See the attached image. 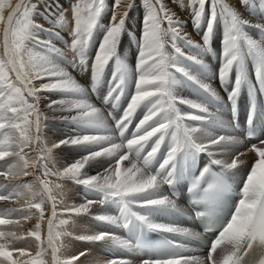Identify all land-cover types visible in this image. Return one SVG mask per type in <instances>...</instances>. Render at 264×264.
Masks as SVG:
<instances>
[{
  "label": "snow or ice",
  "instance_id": "6c2138e0",
  "mask_svg": "<svg viewBox=\"0 0 264 264\" xmlns=\"http://www.w3.org/2000/svg\"><path fill=\"white\" fill-rule=\"evenodd\" d=\"M137 6L0 0V264H264V0H141L130 66ZM64 149L76 155L61 165ZM201 231L204 255L186 243ZM73 240L115 255H65Z\"/></svg>",
  "mask_w": 264,
  "mask_h": 264
},
{
  "label": "bare ground",
  "instance_id": "6f19581e",
  "mask_svg": "<svg viewBox=\"0 0 264 264\" xmlns=\"http://www.w3.org/2000/svg\"><path fill=\"white\" fill-rule=\"evenodd\" d=\"M138 3V6L132 10V12L130 13V16L126 22V26H127V29H128V32L127 34L123 37V43H122V47H121V51L123 53V56L124 58L129 62L130 66L134 65V62L136 60V56H137V38L140 36V33H141V29H142V18H143V9L142 7L140 6V3L139 1H137ZM174 6V5H173ZM182 17L184 19H187V15L184 14V13H181ZM105 23L107 22V19H105L104 21ZM189 31H193V29L189 26ZM222 34V29H219L217 31V34H216V37L214 38V52H215V55H212L210 54L209 56L205 57V60H206V63H208L209 65V69H210V72L212 73H215L216 70H217V66L219 64V59H218V52L220 51V36ZM255 38L257 39H261L262 37H260L258 34H255ZM97 40L100 39L99 35L96 37ZM196 39H199V37L197 36ZM218 42V43H217ZM217 43V44H216ZM213 83V86L216 87L217 86V81L215 79H213L212 81ZM190 92V90H185L184 94L185 95H188ZM139 115V113H138ZM229 115V114H228ZM244 116H245V106L242 104L241 105V109H240V114H239V119H240V123L243 124L244 122ZM227 119V118H226ZM135 123V120L134 122ZM237 131V130H236ZM244 131V129H243ZM61 133V130L58 129L57 133L60 137V133ZM239 132V131H238ZM57 133H51L49 132L48 134V139L49 141L51 140H55V135ZM59 152V161H60V164H64V163H70L69 161V157L66 158L65 156H63V154L60 152V150H57ZM74 158V157H73ZM248 159V164H246L241 172V175L236 177L233 184L234 186L239 190V188L241 187V180L243 179V175L245 172H247L248 170V165L251 164L252 160L250 157L247 158ZM27 179L31 180L32 177H28ZM70 187V186H69ZM72 188V187H71ZM70 190V189H69ZM70 191H73L72 189ZM68 191V189L66 188V185H65V192H66V199L68 200L69 203L75 201L77 202L78 200H81L82 196H81V193L82 191L79 190L78 192L76 193H72ZM78 203V202H77ZM35 211V210H33ZM111 212H115V208H111L110 209ZM34 223V220L33 221H29L27 222V225L28 227H30L32 224ZM180 223H182L184 226H189L191 224H188L185 220H182L180 221ZM85 224V223H84ZM192 226V225H191ZM77 231H80V230H88L89 232L93 231L89 225H86V226H79V229H76ZM193 230H197L196 228L193 227ZM198 231V230H197ZM178 240L182 239V238H177ZM186 243H188V245L193 248L195 254H199V255H204L206 251H203L201 250L200 248L198 247H195L194 246V241H187ZM74 245V244H72ZM69 247V246H68ZM74 248V247H73ZM76 248H78L76 251L77 253L79 251H81V246L79 247V243L76 244ZM89 248H87L88 250ZM90 251V250H89ZM72 252V251H71ZM91 252V251H90ZM94 253V252H93ZM65 255H70L68 254L67 250H65ZM74 254V253H73ZM95 257V256H94Z\"/></svg>",
  "mask_w": 264,
  "mask_h": 264
},
{
  "label": "rangeland",
  "instance_id": "374dc122",
  "mask_svg": "<svg viewBox=\"0 0 264 264\" xmlns=\"http://www.w3.org/2000/svg\"><path fill=\"white\" fill-rule=\"evenodd\" d=\"M137 1H139V2H141V0H137ZM14 2H15V0H14ZM107 2H110V0H107ZM107 23V22H106ZM218 43V42H217ZM216 43V44H217ZM219 53V52H218ZM212 55H215V52H214V54H212ZM188 91V90H187ZM189 93V92H188ZM228 110L227 109H225L224 110V112H223V116H224V118L226 119L227 117H228ZM50 123V125H53V124H55L56 126H50L48 129H47V133L49 134V132H50V134L53 132V133H57V131H58V129H60V127H59V122H52V121H50L49 122ZM61 130V129H60ZM60 133V132H59ZM48 134H47V136H48ZM60 137H61V133H60ZM55 138L57 139V138H59V135H58V133L55 135ZM60 152L63 154V156H65L66 158H68L69 157V161L71 162L74 158H75V152L73 151V150H70V149H64L63 151H61L60 150ZM74 157V158H73ZM62 165V164H61ZM70 186V187H69ZM72 187V188H71ZM66 188L68 189V191H70L71 189L73 190V191H70V192H74V193H76V192H78L79 190H81L82 191V188L80 187V186H77V185H75V184H73V183H71V182H67L66 183ZM70 189V190H69ZM82 198V197H81ZM77 202H80V200H78ZM94 224H95V222H93V221H89V222H87V223H85V224H81V226H86V225H89L90 226V228L93 230V231H95L96 230V228H95V226H94ZM27 225V223L25 224V227H28V226H26ZM77 243H79V247L81 246V251H84V250H86L87 248H89L88 250H90L89 251V253H90V256L88 257V260L90 261V260H92V259H95V258H98V257H100L103 253H107V250L106 249H103L102 247H100V246H96V245H89V244H87V243H85V242H81V241H78V240H73V241H71L70 243H68V245H67V248H66V250H67V252H68V254H73V253H77V249L78 248H76V244ZM72 244H74V245H72ZM69 246V247H68ZM74 247V248H73ZM33 251H34V246H33ZM72 251V252H71ZM94 252V253H93ZM109 256H111V255H115V253H107ZM95 256V257H94Z\"/></svg>",
  "mask_w": 264,
  "mask_h": 264
}]
</instances>
